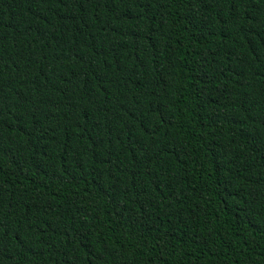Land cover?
<instances>
[{
	"label": "trees",
	"instance_id": "obj_1",
	"mask_svg": "<svg viewBox=\"0 0 264 264\" xmlns=\"http://www.w3.org/2000/svg\"><path fill=\"white\" fill-rule=\"evenodd\" d=\"M0 264H264V0H0Z\"/></svg>",
	"mask_w": 264,
	"mask_h": 264
}]
</instances>
